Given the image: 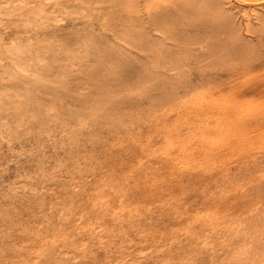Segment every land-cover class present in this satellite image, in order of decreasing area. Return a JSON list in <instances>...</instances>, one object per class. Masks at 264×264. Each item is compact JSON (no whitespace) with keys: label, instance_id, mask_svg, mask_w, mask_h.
I'll return each mask as SVG.
<instances>
[{"label":"bare ground","instance_id":"6f19581e","mask_svg":"<svg viewBox=\"0 0 264 264\" xmlns=\"http://www.w3.org/2000/svg\"><path fill=\"white\" fill-rule=\"evenodd\" d=\"M263 75L264 0H0V264H264Z\"/></svg>","mask_w":264,"mask_h":264},{"label":"rangeland","instance_id":"374dc122","mask_svg":"<svg viewBox=\"0 0 264 264\" xmlns=\"http://www.w3.org/2000/svg\"><path fill=\"white\" fill-rule=\"evenodd\" d=\"M262 78L264 79V75L262 76ZM263 84H264V82H263ZM255 86V85H254Z\"/></svg>","mask_w":264,"mask_h":264}]
</instances>
